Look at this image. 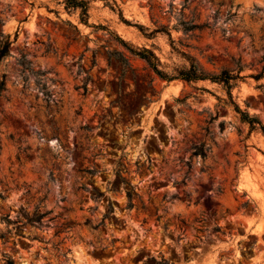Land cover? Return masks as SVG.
Wrapping results in <instances>:
<instances>
[{
  "label": "rangeland",
  "instance_id": "374dc122",
  "mask_svg": "<svg viewBox=\"0 0 264 264\" xmlns=\"http://www.w3.org/2000/svg\"><path fill=\"white\" fill-rule=\"evenodd\" d=\"M83 1L0 0V264H264V0Z\"/></svg>",
  "mask_w": 264,
  "mask_h": 264
},
{
  "label": "trees",
  "instance_id": "16d2710c",
  "mask_svg": "<svg viewBox=\"0 0 264 264\" xmlns=\"http://www.w3.org/2000/svg\"><path fill=\"white\" fill-rule=\"evenodd\" d=\"M62 4L64 5L65 9L68 10H79L80 12V20L85 24L86 23V18H87V7H86V2L83 0H62ZM9 46V42L5 41L0 49V58L6 56L7 53V48ZM135 55L139 56L141 59L145 60L155 71V73L160 76L163 79H166L168 81L174 80V79H180L184 82H195V81H204V80H209L212 82H219L222 83L223 85H228V82L232 79L227 73L223 72L219 76H208L206 74H203L198 67L190 62L189 66L185 70H181L176 73L175 76H165L162 74L159 70L156 69V58L153 56L152 53H150L148 50H142L141 52H136ZM2 83H0V89H2ZM228 87V86H227ZM238 111V110H237ZM241 115V119L244 122H247L250 125V130H258L262 136L264 137V127L259 125L258 122H255L256 120L250 118L247 114L239 112ZM254 123L258 124V127L254 126ZM131 188L129 191L126 192V197L128 201H131ZM1 194H0V199H1ZM5 223L6 224H22V221L19 220V216L15 219V221H11L9 216H6L5 218ZM29 223H36L38 222V217L35 218L34 220H29ZM8 234H15L13 230H7ZM2 262L3 264H14L13 260L6 256H2Z\"/></svg>",
  "mask_w": 264,
  "mask_h": 264
},
{
  "label": "bare ground",
  "instance_id": "6f19581e",
  "mask_svg": "<svg viewBox=\"0 0 264 264\" xmlns=\"http://www.w3.org/2000/svg\"><path fill=\"white\" fill-rule=\"evenodd\" d=\"M246 1H248V0H246Z\"/></svg>",
  "mask_w": 264,
  "mask_h": 264
}]
</instances>
